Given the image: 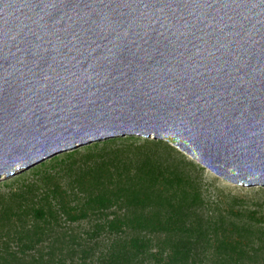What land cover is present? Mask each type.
<instances>
[{
    "label": "water",
    "instance_id": "1",
    "mask_svg": "<svg viewBox=\"0 0 264 264\" xmlns=\"http://www.w3.org/2000/svg\"><path fill=\"white\" fill-rule=\"evenodd\" d=\"M125 136L264 190V0H0V179Z\"/></svg>",
    "mask_w": 264,
    "mask_h": 264
},
{
    "label": "trees",
    "instance_id": "2",
    "mask_svg": "<svg viewBox=\"0 0 264 264\" xmlns=\"http://www.w3.org/2000/svg\"><path fill=\"white\" fill-rule=\"evenodd\" d=\"M118 140L107 139L104 144ZM151 142L153 147H137L130 154L129 149L90 154L82 165L69 167L83 194L74 208H68L61 187L50 185L52 175L8 198L0 197V264H22L26 254L40 251L38 246L47 240L57 241L46 224L48 218L57 223L63 215L91 223L96 237L111 238L107 253L98 258L101 264H251L263 255L264 214L262 219L252 210L201 211L205 196L192 175L193 163L168 143ZM41 189L47 204L33 206L30 197ZM155 237L160 238L156 245ZM39 259L55 262L43 255ZM59 263L66 261L62 258Z\"/></svg>",
    "mask_w": 264,
    "mask_h": 264
},
{
    "label": "rangeland",
    "instance_id": "3",
    "mask_svg": "<svg viewBox=\"0 0 264 264\" xmlns=\"http://www.w3.org/2000/svg\"><path fill=\"white\" fill-rule=\"evenodd\" d=\"M127 137H135V139L128 140ZM106 140L91 142L72 150L60 152L54 157L57 159L42 162L45 163L44 166L35 168L39 164L29 170H21V173L16 172L15 176L8 177L7 174L3 175L0 179V197L8 198L13 192L23 189L25 185L38 184L41 182L42 177L52 175L54 178L50 185L61 187L60 191L68 208H74L75 205H79L83 201V194L79 192V187L74 183V172H69V167L82 165L90 154L111 153L112 151H116V149H129L128 153L130 154V151H136L137 147L147 149L153 147V144L147 143L143 137L138 136H125V139L120 138V140L111 144H104ZM150 141H156V139L150 138ZM94 143H98L99 145L97 147L91 146ZM168 144L173 146L170 143ZM176 149L179 151L178 148ZM71 152H75V155L71 158L67 157V154ZM179 154L195 166V171L192 175L199 181L205 196V200L201 204V211H207L213 207L228 210L233 209L235 213H239L241 210H252L257 213L258 217H262L264 214V190L259 186L253 189H248L246 184H242V187H233L227 181L216 178L208 168L190 156L181 151H179ZM181 155L179 156L181 157ZM172 158L170 156V160ZM45 194L46 192H43V189L37 191L30 197V204L36 207L47 204V201L44 200ZM52 199L51 197L48 201H53V205L54 200ZM216 200L219 203H216ZM48 221L46 227L52 230V232L50 230V233L55 234L53 237H56L57 241L53 243L54 240H47L43 245L38 246L40 251L35 250L26 254L22 264H45L44 260H37L40 255H43L45 259L49 257L54 258V264H60L59 260L62 258L66 261V264L73 261L75 264H101L98 258L107 253L111 238H107L106 234L96 237V234H93L91 223L87 221H70L64 215L58 218L57 223L52 219L50 220V218H48ZM28 222L30 224L32 220ZM162 237L160 238L163 239ZM160 238H154V245L157 244ZM83 250H86L85 255ZM251 264H264V254L260 255Z\"/></svg>",
    "mask_w": 264,
    "mask_h": 264
}]
</instances>
